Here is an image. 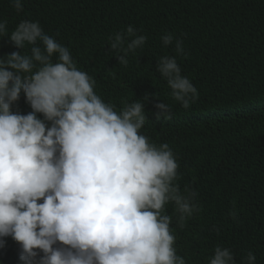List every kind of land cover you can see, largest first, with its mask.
Instances as JSON below:
<instances>
[{
	"label": "clouds",
	"instance_id": "obj_1",
	"mask_svg": "<svg viewBox=\"0 0 264 264\" xmlns=\"http://www.w3.org/2000/svg\"><path fill=\"white\" fill-rule=\"evenodd\" d=\"M11 4L23 11L22 0ZM138 31L128 25L108 37L125 67L147 43ZM4 37L19 51L0 57V248L11 236L21 246V264H186L171 225L175 218L183 228L200 210L197 193L181 189L169 144L141 132L149 95L117 110L39 21L22 20L10 35L0 21ZM160 39L186 54L173 33ZM26 46L30 54H22ZM156 71L188 109L198 92L177 59L161 56ZM22 93L32 109L26 115L12 112ZM152 99L159 101L156 120H171L170 106L155 93ZM169 205L174 215L167 214ZM256 262L249 251L239 264ZM207 264L238 262L230 248L217 245Z\"/></svg>",
	"mask_w": 264,
	"mask_h": 264
},
{
	"label": "trees",
	"instance_id": "obj_2",
	"mask_svg": "<svg viewBox=\"0 0 264 264\" xmlns=\"http://www.w3.org/2000/svg\"><path fill=\"white\" fill-rule=\"evenodd\" d=\"M0 0V21L8 35L22 20L39 21L43 30L68 47L78 68L96 82V92L117 110L142 99L148 120L141 132L157 145L168 143L178 158L181 189L197 193L200 210L183 228L172 222L177 254L186 264H207L217 245L239 261L249 251L264 264V0ZM137 28L147 43L128 66L118 63L108 37ZM173 33L174 44L160 37ZM30 46L21 50L30 54ZM19 51L0 38V57ZM174 56L197 89L184 109L156 71L161 56ZM167 103L171 120H156L152 99ZM32 109L23 93L13 113ZM43 119L42 114H37ZM167 214L174 215L172 205ZM235 212L233 218L230 213ZM0 264H21V246L4 237ZM43 255L42 253H40Z\"/></svg>",
	"mask_w": 264,
	"mask_h": 264
}]
</instances>
